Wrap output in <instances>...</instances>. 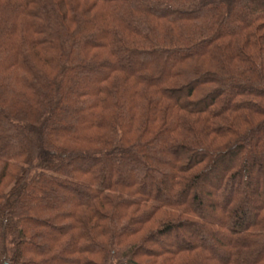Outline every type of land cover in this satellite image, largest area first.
Listing matches in <instances>:
<instances>
[{
  "label": "trees",
  "instance_id": "16d2710c",
  "mask_svg": "<svg viewBox=\"0 0 264 264\" xmlns=\"http://www.w3.org/2000/svg\"><path fill=\"white\" fill-rule=\"evenodd\" d=\"M264 264V0H0V264Z\"/></svg>",
  "mask_w": 264,
  "mask_h": 264
},
{
  "label": "water",
  "instance_id": "95a60500",
  "mask_svg": "<svg viewBox=\"0 0 264 264\" xmlns=\"http://www.w3.org/2000/svg\"><path fill=\"white\" fill-rule=\"evenodd\" d=\"M4 264H8L7 262H5Z\"/></svg>",
  "mask_w": 264,
  "mask_h": 264
}]
</instances>
